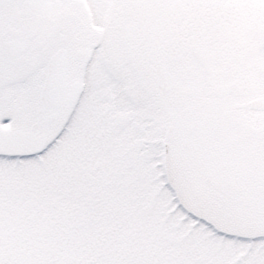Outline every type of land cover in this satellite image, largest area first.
Segmentation results:
<instances>
[{
  "label": "snow or ice",
  "instance_id": "1",
  "mask_svg": "<svg viewBox=\"0 0 264 264\" xmlns=\"http://www.w3.org/2000/svg\"><path fill=\"white\" fill-rule=\"evenodd\" d=\"M0 264H264V0H0Z\"/></svg>",
  "mask_w": 264,
  "mask_h": 264
}]
</instances>
